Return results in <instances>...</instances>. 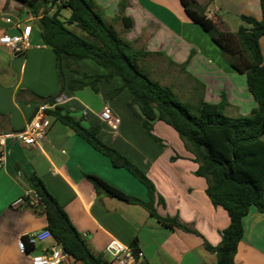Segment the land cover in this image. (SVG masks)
Returning a JSON list of instances; mask_svg holds the SVG:
<instances>
[{"label":"crops","instance_id":"1","mask_svg":"<svg viewBox=\"0 0 264 264\" xmlns=\"http://www.w3.org/2000/svg\"><path fill=\"white\" fill-rule=\"evenodd\" d=\"M196 1L206 6V17L219 32H232L226 20L211 9L215 0ZM222 1L230 10L237 7L240 13L261 19L260 0ZM93 2L119 37L145 54L139 62L141 70L153 81L171 87L177 98L191 100L197 110L200 98L217 104L225 94L229 102L226 112L233 108L237 115L255 107L245 75L223 57L220 46L192 19L182 0ZM9 12L16 17L10 19ZM120 14L131 21L130 29L124 28ZM69 15L63 13L65 18ZM39 18L19 2L0 0V38L20 34L16 28L19 23L31 27L26 52L15 53L0 45V135L24 130L39 106L65 94L68 99L60 106L63 112L79 119L85 127H100L99 137L153 182L156 212L162 217L178 218L196 233L169 229L141 205L97 194L86 175L97 176L140 200H149L146 187L133 175L114 167L105 155L50 117L51 126L39 146H26L15 138L7 140L0 168V264H30L38 246H42L43 253L60 246L48 238L33 244L31 253L20 249V242L27 240L29 233L47 229L46 215L39 207L13 205L19 198L33 194L27 181L33 174L43 180L64 207L96 256L104 257L108 244L115 239L127 246L136 244L145 256L142 264H215L216 254L206 248V243L220 245L229 216L222 207L211 203L206 193L208 182L197 175L199 163L184 141L162 121L153 124L152 133L157 139L150 136L130 108L132 96L123 88L122 80L98 79L107 71L92 61H80L76 72L63 63L62 79L55 53L41 44ZM260 47L263 54L264 41L260 40ZM178 80L184 84L179 85ZM104 107L109 108L117 125L100 118ZM159 197L164 199V205L159 203ZM243 228L235 263L264 264V212L251 206L243 218ZM59 264L83 263L66 254Z\"/></svg>","mask_w":264,"mask_h":264},{"label":"trees","instance_id":"2","mask_svg":"<svg viewBox=\"0 0 264 264\" xmlns=\"http://www.w3.org/2000/svg\"><path fill=\"white\" fill-rule=\"evenodd\" d=\"M14 1L40 15L37 26L41 44L55 53L62 79L63 63L76 72L80 61L90 60L107 71L98 79L110 81L119 77L122 80L123 88L132 96L129 106L150 136L155 138L152 131L156 121L168 124L178 133L199 163L197 175L208 182L206 193L211 203L222 207L230 220L229 226L221 232L220 245L213 247L206 243V248L216 254L215 264H236L235 255L244 233L243 218L251 206L264 212V57L260 47V39L264 37V0H260L261 19L242 16L249 27L242 25L237 32H219L216 25L207 19L206 6L196 0H182L192 19L201 24L220 46L223 57L246 77L255 107L248 115L237 117L225 113L229 106L225 94L217 104L200 98L196 113H193L188 104L177 99L171 87L153 81L139 66L145 54L119 37L113 26L104 21L93 0ZM63 10L70 11L68 18L63 16ZM121 14L118 18L125 29H130L131 21ZM54 99L46 102L52 103ZM48 115L105 155L114 167L123 168L133 175L146 187L149 200H140L97 176L86 175L97 194L141 205L169 229L196 233L178 218L162 217L156 212L154 202L157 193L153 182L127 157L99 137L100 127L83 126L79 119L64 113L61 107L49 110ZM27 181L39 200V205L31 208L39 207L45 213L47 229L64 253L83 264H108L105 257L96 256L91 251L43 180L33 174L27 177ZM158 201L165 204L162 197ZM23 242L27 253L35 249L27 240ZM132 247L137 249L136 244Z\"/></svg>","mask_w":264,"mask_h":264},{"label":"built area","instance_id":"3","mask_svg":"<svg viewBox=\"0 0 264 264\" xmlns=\"http://www.w3.org/2000/svg\"><path fill=\"white\" fill-rule=\"evenodd\" d=\"M5 21L10 22V19H5ZM16 28L20 30V34L13 36L4 34L0 38V45L8 48L12 52L24 53L30 48L31 27L19 23L16 25ZM67 99L68 97L65 94L56 96L54 102L39 106L33 118L26 124L24 130L13 134L0 135V168L4 163L7 140L15 138L26 146H39V144L45 140L47 131L51 126V119L48 115V111L60 107ZM99 116L105 122L115 125L118 124V121L113 118L108 107H104L99 113ZM13 205L15 207L24 205L35 207L39 205V200L33 193L19 198ZM48 238H52L48 229L42 232H31L27 235V240L30 244L42 242ZM20 249L22 252H26L23 241L20 242ZM65 255L62 247L59 246L53 249L51 253H42L37 256L31 255L30 264H59L63 258H65ZM104 257L108 261V264H142L145 256L141 250H135L132 246L124 245L118 240L113 239L108 244L104 252Z\"/></svg>","mask_w":264,"mask_h":264},{"label":"rangeland","instance_id":"4","mask_svg":"<svg viewBox=\"0 0 264 264\" xmlns=\"http://www.w3.org/2000/svg\"><path fill=\"white\" fill-rule=\"evenodd\" d=\"M216 7H221L222 10L221 11L220 10H216L215 9ZM211 9L214 10V14L217 15V12H218L219 16L223 17L226 20L227 27L232 32H237L238 28L240 26H242V25L243 26H246V27H249V24H247L245 21L242 20V16H247V15L246 14H243L244 12L240 13V11H241L240 8H237L236 7V8H233V10H230L229 8L225 7V5H224V3H223L222 0H215L214 3H211ZM260 9H261V7H260ZM63 13H64V16H67V15H69L70 11L69 10H63ZM8 15H9L8 17L10 19H12V17H16V14L13 13V12H9ZM260 40L261 41H264V37H262ZM263 57H264V52H263ZM244 81H246V80L244 79ZM177 83L179 85H182V84H184V81L178 80ZM186 85L187 84L185 83V85H183V86L186 87ZM248 94H250V93L248 92ZM177 99H179L180 101L188 104L189 107H190V109H191V111L193 113H196L195 104L191 100L187 101L185 98H181L180 96H178ZM233 110H235V109L232 108V109H230L229 111H227L225 113L227 115L233 116V117L240 116V115H237V113L235 114L233 112ZM249 113L250 112H248L247 114H242V116L248 115ZM179 138H180V136H179Z\"/></svg>","mask_w":264,"mask_h":264},{"label":"water","instance_id":"5","mask_svg":"<svg viewBox=\"0 0 264 264\" xmlns=\"http://www.w3.org/2000/svg\"><path fill=\"white\" fill-rule=\"evenodd\" d=\"M42 253H43L42 246L40 245L37 247V251L34 253V255L37 256V255H41Z\"/></svg>","mask_w":264,"mask_h":264}]
</instances>
